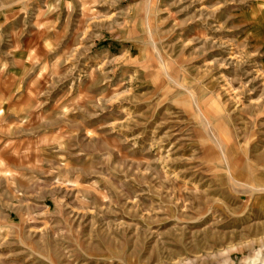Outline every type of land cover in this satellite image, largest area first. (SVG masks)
Returning <instances> with one entry per match:
<instances>
[{
    "label": "rangeland",
    "instance_id": "rangeland-1",
    "mask_svg": "<svg viewBox=\"0 0 264 264\" xmlns=\"http://www.w3.org/2000/svg\"><path fill=\"white\" fill-rule=\"evenodd\" d=\"M264 261V0H0V264Z\"/></svg>",
    "mask_w": 264,
    "mask_h": 264
},
{
    "label": "bare ground",
    "instance_id": "bare-ground-1",
    "mask_svg": "<svg viewBox=\"0 0 264 264\" xmlns=\"http://www.w3.org/2000/svg\"><path fill=\"white\" fill-rule=\"evenodd\" d=\"M258 260H254V262L252 264H264V261L262 260V262L257 263Z\"/></svg>",
    "mask_w": 264,
    "mask_h": 264
}]
</instances>
